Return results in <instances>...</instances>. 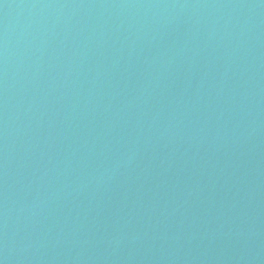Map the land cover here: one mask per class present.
I'll use <instances>...</instances> for the list:
<instances>
[{"label":"water","instance_id":"1","mask_svg":"<svg viewBox=\"0 0 264 264\" xmlns=\"http://www.w3.org/2000/svg\"><path fill=\"white\" fill-rule=\"evenodd\" d=\"M0 264H264V0H0Z\"/></svg>","mask_w":264,"mask_h":264}]
</instances>
